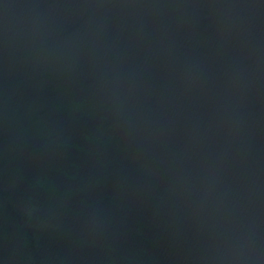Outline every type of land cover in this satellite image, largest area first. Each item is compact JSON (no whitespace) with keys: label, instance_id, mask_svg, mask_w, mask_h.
I'll return each instance as SVG.
<instances>
[{"label":"water","instance_id":"1","mask_svg":"<svg viewBox=\"0 0 264 264\" xmlns=\"http://www.w3.org/2000/svg\"><path fill=\"white\" fill-rule=\"evenodd\" d=\"M0 264H264V0H0Z\"/></svg>","mask_w":264,"mask_h":264}]
</instances>
